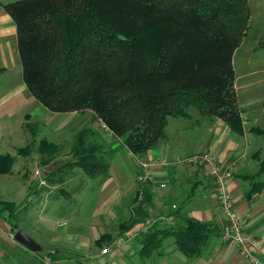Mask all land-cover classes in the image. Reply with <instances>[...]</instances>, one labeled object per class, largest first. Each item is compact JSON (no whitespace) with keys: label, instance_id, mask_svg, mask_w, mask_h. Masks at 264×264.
Wrapping results in <instances>:
<instances>
[{"label":"trees","instance_id":"16d2710c","mask_svg":"<svg viewBox=\"0 0 264 264\" xmlns=\"http://www.w3.org/2000/svg\"><path fill=\"white\" fill-rule=\"evenodd\" d=\"M5 8L32 96L52 112L92 110L134 158L154 151L169 119L189 118L192 107L207 117L239 112L233 56L248 31V0H20ZM81 138L64 165L108 176L102 144ZM150 227L141 232L145 252L173 236L191 257L218 233L196 219Z\"/></svg>","mask_w":264,"mask_h":264},{"label":"crops","instance_id":"0c3cea01","mask_svg":"<svg viewBox=\"0 0 264 264\" xmlns=\"http://www.w3.org/2000/svg\"><path fill=\"white\" fill-rule=\"evenodd\" d=\"M10 62L16 67L20 65L21 81L17 79L16 85L10 82L9 91L0 99L5 102L15 98L18 92L25 93L24 101L29 105L30 110L22 121L27 123L41 120L39 116L52 115V111L32 96L24 82L16 24L7 12H2L0 13V64L5 67V71L0 74V79L3 81L10 78ZM236 101L239 112L231 119L203 116L198 110V112H190L189 118H170L167 137L159 143L157 153L152 151L147 154L170 161V165L153 170V181L141 183L138 178L141 170L132 154L122 144L112 142L111 138H104L98 156H102L104 161L109 163L108 176L103 177L104 173L91 176L82 167L74 166L69 172L73 175L78 173L79 181L76 182L78 184L76 189L71 190L69 187L76 185L75 179L68 180V176L59 178L61 169L56 172L42 171V177L41 174L38 176L35 174L41 184L47 182L41 181L43 179L53 182L50 186L51 190L40 192L39 203L32 204L31 207L28 203V208L25 207L27 214L15 223H12L11 219L18 214V211L14 208L13 213L7 215L4 211L6 201L0 198V264H95L92 261L98 259L97 257L113 253L115 250L116 257L104 264H144L145 261H150L147 264H251L241 256L233 243L222 238V231L228 220L219 207L208 166L203 162L177 163L187 156L205 152L213 155L227 168L229 186L242 222L247 230L256 233L262 240L259 255L264 264V131H262L264 105L256 108L259 114L255 112L254 115H250L244 111L245 108L258 101L241 97L236 98ZM53 113L63 115L57 129L61 132L67 130V122H69L65 119L67 116L72 121L82 115L79 112ZM97 120L95 113L89 116L87 122L92 124H89L92 129L95 128ZM78 129H81V126ZM46 144L51 151L59 149V142L49 141ZM44 148L42 147L43 150L40 148L42 152ZM17 153L18 157L35 155V161L30 164L34 167L39 165L43 157V154L32 151L30 147H26V150L20 148ZM3 155L9 158L8 172L13 171L16 160L10 159L9 153H1L0 158ZM68 161L71 160L65 162ZM26 173L27 171L23 172L25 176ZM97 176L100 177L96 180L94 177ZM57 189L58 191H54ZM85 202L89 214L100 216L119 214L125 217L130 215L128 223L124 227L120 226L123 227L122 230L124 229L126 235H123L119 246L113 245L109 252L97 256L89 255L87 258L77 251L58 248L62 243L59 234L63 232L61 227L65 223L62 219L67 218L68 214L80 213V209L85 208L83 205ZM71 203L74 205L70 206ZM55 209H58L55 211L57 216L51 217V210ZM149 217L155 218L150 227L154 230L169 227L174 229L189 220L196 219L212 224L218 233L198 256L191 257L180 250L173 236L167 237L161 247L145 252L141 232H146L147 227H139L138 224L142 219ZM26 225H29V230L25 228ZM95 228V225H91V230H88L95 235L92 240L96 244L100 239H98L99 234H95L92 230ZM19 230H23L31 239L29 243L15 238ZM40 236H46L47 240L52 236L48 245L50 249H44ZM79 236L82 235L78 232L76 238ZM32 243L36 246L33 250ZM34 254L36 257L32 258Z\"/></svg>","mask_w":264,"mask_h":264},{"label":"rangeland","instance_id":"374dc122","mask_svg":"<svg viewBox=\"0 0 264 264\" xmlns=\"http://www.w3.org/2000/svg\"><path fill=\"white\" fill-rule=\"evenodd\" d=\"M16 1L20 0H0V13L7 12L5 8L6 4ZM248 1L250 8V23L247 33L234 53L233 68L235 72L234 82L237 98H251L258 101V103L250 107H246L244 110L250 115H254L255 112L256 114H259V110L256 111V108L259 106L263 107L264 105V0ZM10 65L11 70L9 72V80L3 81L0 79V98L9 91L10 82H12L13 85H16L17 79L19 82L21 81L20 65L19 67H16L15 64L11 62ZM24 96L25 93L18 92L15 95V98L9 101L3 102L2 99H0V154L9 153L11 156L10 159L16 160L13 171L8 172L10 167L7 166V160L2 161L0 164V198L6 202L11 201L10 204H15V208L18 211L17 215L12 216V223H15L27 214L25 210L28 208V203H30L29 207H31L32 204L39 203L40 192L42 193L51 190L50 186L53 182L49 179H43L41 181L47 182L45 184H41V182L35 177V174L37 176L41 174L42 177V171L52 172L55 170L56 172L61 169L58 176L59 178L68 176V180L70 178H74L75 183L79 181L78 173L73 175L72 172H69L73 169V167L68 164L64 165L66 160H73L75 158L73 150L75 149L77 136L79 137L80 134H83V138H81L82 141L80 142L84 145H89L90 142L102 144L104 142V138H111L112 142H114L112 136L107 134L106 131L102 129L100 120H97V123L94 125V129H96L99 133H85V129L91 128L90 125H92L87 122L89 116L94 114V112L90 109L82 111V113H80L82 114L80 115V118L72 121L71 118L67 116L65 119H68L69 122H67V130H64L63 132L57 130L59 127L58 122L59 120H62L63 115L55 114L53 112L50 116H39L41 120H37L36 122L32 121L27 123L26 121H22L24 115L30 110L28 108L29 105L25 104ZM196 111V108L192 107L190 109L191 113ZM231 111H233V107L231 108ZM233 114H235L234 111ZM79 126H81V129H78ZM262 126H264V122H262ZM179 130L181 131V129ZM49 141L59 142V149H53V151H51L46 146V143ZM48 146L51 147V145ZM26 147H30L32 151H38L43 154L42 161L39 162V165H36L35 167L34 165H30L33 161H35L34 157L36 156L33 154L26 155L25 157H18L17 150L20 148L26 150ZM42 147H45V153L44 151L42 152ZM154 153H157V148L154 150ZM24 171H27L26 176L23 174ZM64 173L67 174L64 175ZM105 176L106 175L104 174L103 177ZM99 177L97 176L94 178L97 180ZM65 185L68 187L67 183H65ZM77 185V183L76 185L73 184L69 187V189H76ZM54 191H58V189ZM35 193H37V195H35ZM49 200L53 202L55 201L50 198ZM46 201H48V199ZM1 202V206H3V201ZM92 202H94V199ZM86 204V202L83 204L85 208L80 209V213L68 214L67 218L62 219L65 223L61 227L63 231L61 232L62 235L59 234L62 238V243H58V245L60 244L58 248L66 251H77L81 256L87 258L89 255L97 256L101 253H107L104 250L108 248L109 252L111 250V246L113 245L115 247L119 246L123 240V235H126L123 231L124 229L122 230V228L128 223L130 215L129 217H125L120 216L119 214L101 216L97 214H89L87 213L89 210L86 209ZM72 205L74 204L71 203L70 206ZM13 209L14 208L9 207L7 203L4 211L7 215H9L12 213ZM55 211H58V209L51 210V217L57 216ZM66 219L69 221H66ZM154 219L155 218L152 217L144 220L142 219L138 225L139 227L146 226L149 228L153 224L152 221H154ZM91 225H95L96 227L92 230H94L95 234H99V243L95 244L94 240H92L95 235L92 232L89 233L88 229H90ZM121 225H123L122 228L120 227ZM25 228L28 230L30 229L29 225H26ZM78 232L82 236L76 238V234ZM49 240H52V236H49ZM49 240H47L46 236H40L42 246H45L44 249L49 248ZM31 247L32 250L33 248H36L33 243L31 244ZM116 254L115 250L113 253L97 257L98 259L92 261V263L104 264L105 262H109L114 259ZM35 257L36 254L32 255V258ZM147 262L148 261H145L144 264H147Z\"/></svg>","mask_w":264,"mask_h":264},{"label":"built area","instance_id":"2783aa9c","mask_svg":"<svg viewBox=\"0 0 264 264\" xmlns=\"http://www.w3.org/2000/svg\"><path fill=\"white\" fill-rule=\"evenodd\" d=\"M100 125L107 134L112 135L110 129L103 121L100 122ZM135 160L141 170L138 178L143 184L154 180L153 170L155 168L170 165V161L162 157L155 158L143 155L139 158H135ZM179 162H203L208 166L209 173L214 183L219 207L228 220V224L224 226L222 231V238L233 243L247 262L251 264H262L263 259L259 255L262 240L256 233L247 230L242 222L241 216L236 208L233 193L229 186V172L227 168L219 163L213 155L207 152L194 156H187L177 161V163ZM104 251L108 252V248Z\"/></svg>","mask_w":264,"mask_h":264},{"label":"water","instance_id":"95a60500","mask_svg":"<svg viewBox=\"0 0 264 264\" xmlns=\"http://www.w3.org/2000/svg\"><path fill=\"white\" fill-rule=\"evenodd\" d=\"M15 238L17 240H21L27 243L31 241V239L25 234V232H23V230H19L17 234L15 235Z\"/></svg>","mask_w":264,"mask_h":264}]
</instances>
